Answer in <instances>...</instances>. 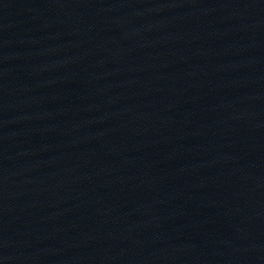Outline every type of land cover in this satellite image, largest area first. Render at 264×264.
Masks as SVG:
<instances>
[{
    "label": "water",
    "instance_id": "95a60500",
    "mask_svg": "<svg viewBox=\"0 0 264 264\" xmlns=\"http://www.w3.org/2000/svg\"><path fill=\"white\" fill-rule=\"evenodd\" d=\"M0 264H264V0H0Z\"/></svg>",
    "mask_w": 264,
    "mask_h": 264
}]
</instances>
